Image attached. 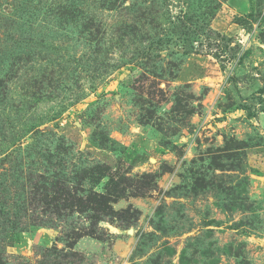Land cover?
<instances>
[{
    "label": "rangeland",
    "instance_id": "1",
    "mask_svg": "<svg viewBox=\"0 0 264 264\" xmlns=\"http://www.w3.org/2000/svg\"><path fill=\"white\" fill-rule=\"evenodd\" d=\"M0 264H264V0H0Z\"/></svg>",
    "mask_w": 264,
    "mask_h": 264
},
{
    "label": "trees",
    "instance_id": "2",
    "mask_svg": "<svg viewBox=\"0 0 264 264\" xmlns=\"http://www.w3.org/2000/svg\"><path fill=\"white\" fill-rule=\"evenodd\" d=\"M46 204H48V203H46ZM49 205H53L52 201H51V203H49Z\"/></svg>",
    "mask_w": 264,
    "mask_h": 264
}]
</instances>
